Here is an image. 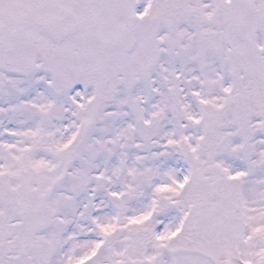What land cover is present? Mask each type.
Masks as SVG:
<instances>
[{"label": "snow or ice", "instance_id": "snow-or-ice-1", "mask_svg": "<svg viewBox=\"0 0 264 264\" xmlns=\"http://www.w3.org/2000/svg\"><path fill=\"white\" fill-rule=\"evenodd\" d=\"M0 264H264V0H0Z\"/></svg>", "mask_w": 264, "mask_h": 264}]
</instances>
